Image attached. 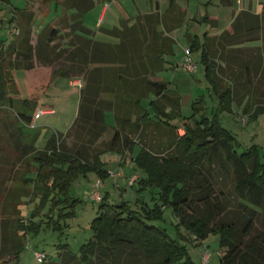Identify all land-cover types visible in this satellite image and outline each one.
Listing matches in <instances>:
<instances>
[{
	"label": "trees",
	"instance_id": "16d2710c",
	"mask_svg": "<svg viewBox=\"0 0 264 264\" xmlns=\"http://www.w3.org/2000/svg\"><path fill=\"white\" fill-rule=\"evenodd\" d=\"M62 5L65 9L76 8L68 20L64 19L65 33L60 34L59 28L47 24L37 33L33 44L31 22L26 17L20 37L8 45L0 43V118H10L11 114L16 118L11 141L4 142V148L0 135V152L5 148L10 150L8 157L0 158L8 167L0 169L1 184L9 181L14 184L5 193L0 187L3 219L0 228L10 240L7 239L11 243L9 254L16 259L23 247L21 237L34 230L21 216L19 208L23 198L35 202L32 216L42 214L54 223L58 208L61 216L67 209L72 212L79 203L68 194L71 183L91 172L99 181H105L109 173L101 156L109 151L131 152L134 142L130 137L138 134L141 149L133 162L144 177L136 179L132 186H137H133L137 194L146 189L156 190L152 206L139 200V210H134L125 202L111 204L103 197L89 223L90 239L77 254L67 244L60 245L59 264H193L183 247L154 223L161 218L164 207H170L178 225L197 240L209 234L219 237L218 246L223 253L216 264H264V152L261 156L257 147L251 146L237 153L235 138L219 123L217 111L230 112L233 103L240 105L241 100L234 96L237 81L226 82L221 77L225 69L215 59L217 51L210 50V44L217 39L205 35L200 47L205 81L216 95L217 111L209 114L204 98L197 96L190 104L192 113L184 125V134L179 136L170 124L171 120L182 118L179 97L166 91L165 83H151L156 97L150 103L153 119L144 110L132 124L129 119L115 117L117 122H122L121 132L115 130L112 138L105 140L104 114L113 111L116 103L103 99L102 95L114 92L113 85L122 87L123 79L106 64L125 63L126 59L121 56V45L114 47L95 41L94 33L83 25L82 18L93 8L92 0H63ZM175 6V0H168L169 9ZM12 22L13 19L9 21ZM232 30V34L224 32L218 37L219 57L227 48L261 36L264 70V16L260 20L242 11L232 23ZM102 32L111 37L119 35L117 29ZM188 39L191 50L197 51V39ZM61 40L67 41L62 47ZM261 63L258 59L254 62L257 72L262 69ZM38 65L54 68L53 78L85 81L72 125L64 134H52L42 150L36 147L40 131L32 127L36 101L19 99L13 79V71H29ZM249 67L245 76L252 72ZM233 72V76H240ZM248 79L242 80L244 87L250 84ZM116 94L120 95L119 91ZM167 107L170 112L166 113ZM262 110L264 106L248 101L243 114L254 119ZM126 125L129 128L124 134ZM147 129L165 140H156L154 144L145 142L141 138ZM69 139L72 142L67 146ZM230 176V192L220 201L217 196L223 192L217 191ZM230 205L235 210L224 219ZM8 220H11L9 227ZM53 228L60 230L57 223Z\"/></svg>",
	"mask_w": 264,
	"mask_h": 264
},
{
	"label": "rangeland",
	"instance_id": "374dc122",
	"mask_svg": "<svg viewBox=\"0 0 264 264\" xmlns=\"http://www.w3.org/2000/svg\"><path fill=\"white\" fill-rule=\"evenodd\" d=\"M30 6V10H26L23 13H19L15 18H11L12 9H20L25 5V0H0V43L8 45L14 39L20 37L22 33V25L26 17L30 19L31 22V37L32 43H35L36 35L39 33L45 25L55 21V26L60 29V34L65 33L64 19L68 20L67 16H63L62 10L56 8L53 3H50L54 0H26ZM159 3V0H156ZM48 3V4H47ZM50 3V5H49ZM49 7L47 8V6ZM261 5L264 6V0L261 2ZM264 9V8H263ZM56 10V11H55ZM96 12H91L87 15L92 23L95 20ZM125 13V12H124ZM13 14V13H12ZM126 14V13H125ZM67 15V14H66ZM66 17V18H64ZM61 18L56 22L55 19ZM11 19H14L12 23H9ZM51 25V24H49ZM225 28V27H224ZM18 31V34H15ZM66 40H61L59 45L62 47L66 44ZM257 42L248 41L244 43L245 47L241 48L238 52L230 53L228 59L224 58L223 63L225 70L221 73V77L224 80L235 79L237 83L234 87V96L235 99L241 100L240 105H237L236 102L233 103L232 110L230 112H219L218 110V101L216 95L209 90L204 75V67L200 61V58L197 57L194 79L199 80L200 83H195L191 80L190 76L189 81H183L180 84V94L182 96V114L190 116L192 111L190 104L197 98V96H202L204 98L205 106L207 107L209 114L213 111H217L219 117V123L225 129H227L235 138L237 143L236 152L241 153L243 150L250 148L251 146H256L260 155L262 156L264 152V110L257 115L256 118L249 119L247 115L243 114V108L248 101L256 102L257 104L264 106V70L262 67L261 60L263 59V53L257 55L255 47ZM262 47V45H261ZM262 50V49H261ZM226 55V56H227ZM259 60L261 63V71L258 72L253 68L254 62ZM183 61V60H182ZM263 61V60H262ZM228 63H230L229 69ZM250 65L249 75L245 76L243 73V66ZM181 68L182 62L180 63ZM236 66V67H233ZM57 67V66H55ZM174 68V67H172ZM52 75L54 68L36 66L33 70H15L13 71V79L18 90L17 97L19 99H33L34 97L42 98L46 92V74L45 70ZM175 69V68H174ZM239 74L238 77L233 76L231 71H234ZM242 76V79H240ZM48 77V76H47ZM192 77V76H191ZM248 77V87H244L242 80H245ZM63 83H58L49 90L47 93L53 98L55 105H50L49 103H42L43 108H55L58 111L57 116H46L41 118L38 121H35L37 114H34L33 125H35L40 131V137L36 143L38 149H43L48 138L54 133L64 134L67 132L69 127L72 125L77 109H78V98H79V88H76V92L68 87L67 79H61ZM47 99V97H45ZM35 100V99H34ZM36 101V100H35ZM46 104V105H44ZM47 110V109H46ZM75 112V113H74ZM16 123V118L14 114H11L10 118L4 117L0 118V135L1 144L4 148V142H10V134L14 131ZM180 129H183V125L178 126ZM32 128V127H31ZM72 140H67V146L71 145ZM12 148V147H11ZM10 150L4 149L0 152V158L8 157ZM138 154L137 149L133 154V159ZM115 154L108 152L103 156V161L105 163V169H110V172L114 174H124V177H128L130 174L136 170L141 175L142 172L136 167L133 159H129L127 164L123 165L120 168L121 163H118V158L115 160ZM0 160V169H7L2 164ZM5 176V175H3ZM31 177L33 175H30ZM6 177V176H5ZM2 178V176H1ZM0 178V187L3 190V193L6 192L8 187L14 186L13 182L9 181L5 184H1ZM110 178V173L109 177ZM107 178V179H108ZM106 179V188H100V194L108 192L109 196L107 201L111 204H120L122 202L127 203L132 209L139 210L140 201L145 198L147 201L152 196H155L153 193H156V190L146 189L140 194H137L135 188H131L126 179L117 180L113 184L112 178L110 180ZM98 178L94 173H86L85 175H80L76 178L70 185L68 194L71 199H76L79 201L75 205V208L72 212L69 209L61 216L58 215V210L54 213L53 222H49L42 214L32 216L31 213L34 209L35 202L32 203L28 199L23 198V204L20 206L21 216L29 223V226L34 228V230H29L21 237V244L23 245L22 249L15 259L13 255L9 254L11 250L10 240L7 238V233L0 228V264L5 261H8L6 264H59L61 261L60 250L58 247L60 245L67 244L70 248V251L77 254L79 248L86 243L92 232L89 228L90 221L94 218L97 210V202L89 198V193L94 187V184L97 182ZM232 183L231 176L228 177V180L222 181L220 189L217 191L223 192V195L218 194V200L226 199L230 192V186ZM103 198V197H102ZM140 200V201H139ZM49 206L46 205V208ZM60 207V206H59ZM45 209L42 213H45ZM235 208L233 205H230L227 208L224 219H227L230 214L233 213ZM70 212V213H69ZM0 222L3 223V219L0 217ZM11 220L7 221V226L9 227ZM57 223L60 226V230L54 229L53 226ZM154 223L157 226H160L165 229L167 234L175 240L186 252V257L193 264H216L218 258L222 255V250L219 249L218 241L219 237L216 234H209L205 239L199 241L195 238L193 234L188 232L183 226L178 225V220L173 214L170 207H164L162 211V216L158 220H155ZM9 241H8V240ZM37 251L44 253L46 255V260L43 263H39L35 260L33 253ZM220 254V256L218 255Z\"/></svg>",
	"mask_w": 264,
	"mask_h": 264
},
{
	"label": "crops",
	"instance_id": "0c3cea01",
	"mask_svg": "<svg viewBox=\"0 0 264 264\" xmlns=\"http://www.w3.org/2000/svg\"><path fill=\"white\" fill-rule=\"evenodd\" d=\"M62 1L63 0H54L50 3H53L55 9L60 8L63 16L65 14V16L69 17L72 13L76 12V8L65 9L62 5ZM92 1L93 8L82 18L83 25L94 33L93 39L95 41L114 47L121 45V56L126 59L125 63L106 64L107 67H113L117 75H121L123 79L121 80L122 87L113 85L114 92L102 95L103 99L111 100L116 103L113 111H107L104 114V121L107 126L104 135L105 140L112 138L115 130L120 131L119 125H121L122 122H117L115 117H118L119 120L124 118L129 119V124H132L136 121L138 114L144 110L147 112L148 116L153 119L154 111L150 103L154 101L156 97L151 83H165L166 91L173 92L179 97L182 118L171 120L170 124L177 129L179 136H182L184 134V125L187 123V118L190 116L182 114V96L179 91L181 89L180 84L183 81H189L190 79L188 76H190L193 82L200 83L199 80L193 78L195 73L190 74L180 66V63L185 57V51L187 49L190 51L194 61L197 57L200 58V47L201 44L204 43V36L206 35L210 39L218 40V37L224 32L232 34V23L242 11L249 12L257 16L260 20L261 17L264 16V6L261 5L263 0H175L176 6L172 9L168 7V0H159V3L156 0ZM25 2L22 8L12 9L13 14L11 13V18H15L17 14L30 10L28 2L26 0ZM91 12H96L93 16V18L95 17L93 23L87 19V15ZM60 19L61 18H57L55 20L58 22ZM54 23L55 21L49 24H51L50 26L56 27ZM111 29L119 30L118 37H111L102 32V30ZM188 38L197 39V45L199 47L197 51L191 50ZM217 40L212 41L210 50L217 51L215 59L224 70L226 68L221 62H223L224 58L228 59L227 54L238 52L245 46H241L244 45L243 43L238 46L229 47L220 58L219 55H221V51L217 45ZM254 41L257 42L256 46L250 48H255L258 55L262 45L261 36L258 40ZM229 64L230 63H228V67L230 66ZM246 66L247 69H245ZM230 68H232V66L229 67V69ZM43 70H45L43 72H45L48 80L45 84L46 92L44 97H34L33 99L36 100V110L34 114L38 111H44V113L38 115L35 121L46 116H57V109L43 108L42 103L55 105L53 100L55 97L47 93L56 84L63 83L64 81H61V79H65L60 77L53 78L46 69ZM247 70L248 65H244V75L247 74ZM231 73L234 72L231 71ZM67 82L68 87H70L73 92H76V88H79V101L80 92L85 84L84 79L72 78L67 79ZM226 82L228 81L226 80ZM116 91H119L120 95H117ZM45 97H47V99H45ZM165 112H170V108L167 107ZM179 125H183V129H180L178 127ZM34 127L37 128L35 125ZM128 128V125H126L124 134H127ZM137 135L138 134L131 135L130 137L134 142L131 152L121 154L116 151H109L115 154V160L118 158V163H121L120 168L127 164L129 159H133L132 157L136 149L137 152L140 151L141 145L137 143ZM141 139L153 144L156 140H165L164 137L153 135L150 129L145 131ZM105 154L101 156V161L103 163V156ZM127 157H129V159H127ZM105 170L110 173V178L107 180L112 178L115 187H118L116 183L120 177L121 179H126L127 183L132 177H135L137 180L144 177L136 170L133 172L134 174H130L127 178L124 177L123 173H113L115 176H111L112 172H110V169L106 168ZM103 185L105 189L106 180L103 182ZM129 186L133 189L137 187L135 185H133L134 187L132 185ZM153 194L155 196L152 197L155 198L156 193ZM108 196V192L102 193V197L107 198ZM153 198H149L148 201L143 198L141 201L151 207L153 204L151 200H153Z\"/></svg>",
	"mask_w": 264,
	"mask_h": 264
},
{
	"label": "built area",
	"instance_id": "2783aa9c",
	"mask_svg": "<svg viewBox=\"0 0 264 264\" xmlns=\"http://www.w3.org/2000/svg\"><path fill=\"white\" fill-rule=\"evenodd\" d=\"M18 34V31L15 33ZM182 67L184 68V70L190 74L194 73L195 70L197 69L196 66V62L193 60V58L191 57V53L190 51L187 49L185 51V57L182 61ZM44 111H38L36 114L37 116L40 114H43ZM32 127H34V125H32ZM111 176H115L113 173L111 174ZM136 180L135 177H132L129 179L128 184L132 185L134 183V181ZM102 187L101 181L97 180V182L94 184V187L92 188V190L89 193V198L97 203H100L102 201V197L100 194V188ZM34 258L37 262L39 263H43L46 260V255L44 253H40L35 251L33 253ZM218 255L220 256V254L218 253Z\"/></svg>",
	"mask_w": 264,
	"mask_h": 264
}]
</instances>
